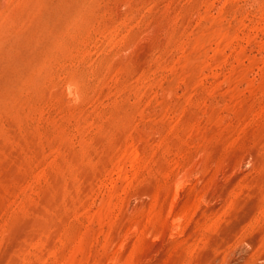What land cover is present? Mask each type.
<instances>
[{
	"label": "rangeland",
	"instance_id": "rangeland-1",
	"mask_svg": "<svg viewBox=\"0 0 264 264\" xmlns=\"http://www.w3.org/2000/svg\"><path fill=\"white\" fill-rule=\"evenodd\" d=\"M0 264H264V0H0Z\"/></svg>",
	"mask_w": 264,
	"mask_h": 264
}]
</instances>
